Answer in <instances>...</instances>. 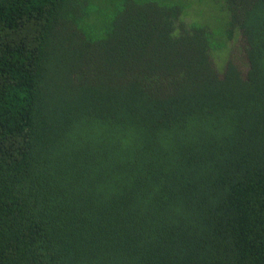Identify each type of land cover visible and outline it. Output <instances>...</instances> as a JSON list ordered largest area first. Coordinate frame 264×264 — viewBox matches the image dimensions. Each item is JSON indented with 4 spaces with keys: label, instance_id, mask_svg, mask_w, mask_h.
<instances>
[{
    "label": "trees",
    "instance_id": "trees-1",
    "mask_svg": "<svg viewBox=\"0 0 264 264\" xmlns=\"http://www.w3.org/2000/svg\"><path fill=\"white\" fill-rule=\"evenodd\" d=\"M213 1L0 0V264H264V0Z\"/></svg>",
    "mask_w": 264,
    "mask_h": 264
},
{
    "label": "rangeland",
    "instance_id": "rangeland-1",
    "mask_svg": "<svg viewBox=\"0 0 264 264\" xmlns=\"http://www.w3.org/2000/svg\"><path fill=\"white\" fill-rule=\"evenodd\" d=\"M214 5L210 4L212 11L214 12V14H210V12H207L206 15H202V19H205L204 23H206L205 25L213 28L214 32L219 35L220 37V31L222 30V26L225 25V15L223 13H219L218 8L220 6V2L221 0H214ZM218 11V12H217ZM216 12L218 13V17H214V15H216ZM242 47V42L240 41L239 46H231V49L229 48V55L227 60H233L234 63H236L240 69H242L244 72L246 71L247 67H246V58H245V54L244 51L241 49ZM224 51L220 53V58L221 61H224L226 56ZM225 64V62L223 63V65Z\"/></svg>",
    "mask_w": 264,
    "mask_h": 264
}]
</instances>
